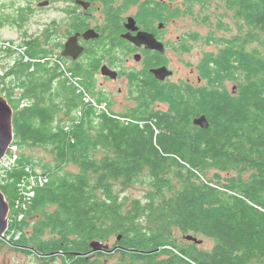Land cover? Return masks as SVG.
Wrapping results in <instances>:
<instances>
[{"label": "trees", "instance_id": "obj_1", "mask_svg": "<svg viewBox=\"0 0 264 264\" xmlns=\"http://www.w3.org/2000/svg\"><path fill=\"white\" fill-rule=\"evenodd\" d=\"M200 1L204 10L210 9L211 0ZM219 1L218 14L212 10L203 20L211 22L215 15V27L227 29L230 13L237 32L232 38L209 33V41L223 46L197 65L208 85L194 91L187 85L164 88L156 97L168 105L166 110L140 105L121 118L97 114V107L84 102L70 83L78 77L96 104L104 102L83 77L87 73L49 60L52 50L36 39L21 42L35 61L15 59L4 73L15 81L3 80L0 89L13 109V142L51 148L56 165L44 170L49 179L25 211L23 231L28 220H36L16 242L23 249L40 254L65 250L69 264H91L89 241L114 240L119 248L113 264H264V94L260 102H235V94L215 84L239 63L264 90V0ZM7 18L18 23L0 9V29ZM201 114L208 120L206 129L192 124ZM92 146L104 148L105 154L94 157ZM25 159L19 154L12 180L0 185L10 206ZM70 164L76 170L68 169ZM211 164L223 170L241 167L250 174L238 181L226 176V186L236 192L229 196L224 182L213 181L215 186L208 177L200 178ZM143 175L149 189L145 202L119 190ZM177 230L206 236L213 247L200 250L189 240L187 247L179 245Z\"/></svg>", "mask_w": 264, "mask_h": 264}, {"label": "rangeland", "instance_id": "obj_2", "mask_svg": "<svg viewBox=\"0 0 264 264\" xmlns=\"http://www.w3.org/2000/svg\"><path fill=\"white\" fill-rule=\"evenodd\" d=\"M45 0H0V9L5 14L6 17H12L17 20V24L6 22L4 26L0 29V38L9 39L17 43H23L27 40L36 39L39 44L48 49L49 51L47 58L51 61L56 60L60 66L66 65L68 67L69 63L66 58L62 55V44L65 40V31L64 26L62 25V13L63 5L60 0H50L49 4L46 6H40L39 4ZM149 0H141L135 3H132L129 13L138 12L142 14L145 18L151 14H156V8H150L148 5ZM213 3L210 5L208 12L216 10V12H211L212 14H218V12L223 7V3L218 0H212ZM169 12H166L167 15L165 18L166 27L163 32V35H169L170 38L173 36H181L186 39L187 45L189 44V49L186 50V47L182 52L178 54L179 62H174V69H176V75L172 78L174 82H182L190 76L191 68L193 67L195 72L191 76L194 81H197V65L201 62L205 54H210L216 52L221 45L217 41H209L206 37L211 31H214L215 35L230 37L232 38L233 34L237 32L238 24L235 19H231L230 13L225 18L224 23L227 29L223 27L218 29L215 27L216 20L208 22L204 21V13L206 10L203 9V4L200 0H169ZM213 15L210 16L212 18ZM223 46V43L221 47ZM15 59H20L12 53L0 54V82L6 79L7 83L15 81L12 76H7L5 78V70H8L9 65L14 63ZM230 62H232L230 60ZM234 64V71L232 70L228 76L225 73V78L222 79L220 84L216 81L220 89L227 91V94H235L233 97L235 102H253L259 101V96L264 94L263 89H257L254 83V76H247L245 69L239 63ZM211 65H213L211 63ZM91 71L86 72L83 77L87 76V80L90 82L91 88L100 96L103 97L102 90L105 88L103 86V79L99 74L90 75ZM234 72V73H232ZM94 76V79H93ZM3 77V78H2ZM208 80L202 79L200 87L207 86ZM233 86L236 87L234 90ZM238 86V92H237ZM74 87V86H73ZM217 87V86H216ZM75 88V87H74ZM218 89V88H217ZM76 90V89H75ZM19 92V91H17ZM237 92V93H236ZM116 94V93H115ZM151 97L142 98V102H127V107L121 104H118L116 101L111 103L110 98H104V102L97 103L98 105L105 106V108L97 107V114L104 111L108 114H117L122 116L124 114L133 113L134 110L140 107V105H147L152 108H157L156 102L159 100L156 97V93L153 92ZM125 96H115V99L123 100ZM260 102V101H259ZM104 104V105H103ZM167 107V104L165 105ZM20 147V148H19ZM19 154H24L28 157V160H24V165H29L34 171L43 172L44 170H50L52 167L55 170V156L51 152L49 147H30V146H19ZM94 157H102L105 154V149L98 147H91ZM70 170H76V166L70 164L67 167ZM223 170V166L217 164L216 166L211 164L207 169L205 175L199 174L201 179L206 181H212L214 185L216 184L213 181H222L224 182V189L226 194L229 196H234L236 192L231 190L226 186L228 182H225L227 175L232 176L234 181L239 179H246L249 176V172L241 167L228 166ZM204 177V178H203ZM209 178V180L207 179ZM147 177L142 176L140 182L135 183L134 185L126 186L123 189L119 187V190L130 196V198H141L144 202L146 201V193L149 192L148 183H146ZM145 181V183L143 182ZM216 186V185H215ZM53 208L51 207L50 210ZM35 219L28 220L29 224L25 227L23 232H28L32 229ZM178 231V230H177ZM21 234V235H22ZM27 235H30L28 233ZM48 233L45 235L46 238ZM199 239H202V242L197 244L193 243L200 250H209L213 247L214 242L206 236L197 235ZM45 238V239H46ZM177 241L179 245L187 247L190 243L184 238V235L178 231ZM192 244V245H193ZM110 248L116 247L114 240L109 241ZM119 248V247H118ZM108 252L106 250L95 252L94 255L87 256L88 261H92L91 264H113L118 261V256L115 253L116 250ZM64 252H66L64 250ZM101 252V253H100ZM161 254V253H160ZM42 254L37 251L29 253L26 249L19 248L17 252L11 253L7 252L6 249L0 251V264H69L68 260L65 257H46L43 258ZM165 255L161 254L160 258H164ZM67 262V263H66Z\"/></svg>", "mask_w": 264, "mask_h": 264}, {"label": "flooded vegetation", "instance_id": "obj_3", "mask_svg": "<svg viewBox=\"0 0 264 264\" xmlns=\"http://www.w3.org/2000/svg\"><path fill=\"white\" fill-rule=\"evenodd\" d=\"M78 1L87 2L89 5L85 9L81 4L77 3ZM168 1H146L150 8H156L157 11L156 14H151L145 18L138 12H128L132 3H135L131 0H108V3H105L104 0H60L63 5L61 18L65 31L62 51L65 49V43L68 38L73 35L77 36V43L83 49L77 58H73L70 55L64 56L69 63L68 66L77 67L83 73L91 71V76L93 73L95 75L99 74L105 87L102 90L103 97L110 98L111 103L116 101L118 104L129 108L131 105H127V102H142L140 96L148 97L149 95L151 97L153 92L158 95L161 94L164 88H181V86L187 85L188 90L194 91L200 86L202 79L198 75L197 81L191 78L195 72L193 67L191 68L190 76L184 81H172V78L176 75V69L173 67L174 62H179L178 54L185 47L186 50L189 49V44L187 45L186 39L181 36L176 35L170 38L169 35H163L164 31L162 30L166 27L164 17L167 15L166 12L170 11ZM211 3H213L212 0ZM207 13L208 10L204 15ZM215 18V15H213L210 21L216 20ZM130 19L134 21L135 30L127 27ZM89 30L94 31L97 37L89 36L86 38L85 34ZM139 31L152 34L156 43L159 42L163 45V50L151 49L146 47V45H137L127 38L128 35L134 36ZM102 66H106L111 71H114L115 74H112V76L103 75L101 73ZM163 66L172 70V75L161 81L155 77L152 70ZM233 88L236 90L235 86ZM117 95L125 97L123 100H117L114 98ZM155 104L157 105L156 109L153 108L155 110L167 109L165 107L166 103L163 101L158 100ZM118 116L116 115L115 117ZM19 248H23V246L16 242H5L0 238V251L6 249L7 252L15 253ZM53 255L67 259L64 251L42 254L41 256L46 258L53 257ZM91 255H94V253L87 256Z\"/></svg>", "mask_w": 264, "mask_h": 264}, {"label": "built area", "instance_id": "obj_4", "mask_svg": "<svg viewBox=\"0 0 264 264\" xmlns=\"http://www.w3.org/2000/svg\"><path fill=\"white\" fill-rule=\"evenodd\" d=\"M12 53L18 55L24 62H33L27 53V45L11 41L9 39L0 38V54ZM70 83L75 87L76 92L81 96L82 100L90 103L95 107L105 108V106L98 105L91 98L90 94L85 90L78 77L70 78ZM3 83L0 82V89ZM104 105V104H103ZM19 151L16 143L12 142L6 154L0 160V185H6L10 178V173L14 171L18 164ZM17 170V168H16ZM19 178L14 185L15 199L12 198L13 204L9 208L8 227L3 233V240L5 242L14 243L19 240L22 234L21 223L25 219V211L32 203L37 188L42 187L49 179V174L45 171H34L31 166L24 165L20 168Z\"/></svg>", "mask_w": 264, "mask_h": 264}, {"label": "water", "instance_id": "obj_5", "mask_svg": "<svg viewBox=\"0 0 264 264\" xmlns=\"http://www.w3.org/2000/svg\"><path fill=\"white\" fill-rule=\"evenodd\" d=\"M77 3L81 4L85 9L88 7V3L84 1H78ZM49 4V0L42 1L39 5L40 6H46ZM129 29L135 30L136 27L134 26L133 19L129 20V24L127 25ZM86 38L89 36L97 37V34L94 33V31L89 30L85 34ZM127 36V35H126ZM125 36V37H126ZM127 38L131 40L133 43L137 45H146L148 48H154L163 50V45L159 42L156 43L155 38L152 34H149L144 31L137 32L136 35L131 36L128 35ZM82 47L78 45L77 43V36L73 35L68 38V40L65 43V49L62 52L63 56L70 55L73 58H77L80 53L82 52ZM101 73L103 75H111L115 74L114 71H111L106 66L101 67ZM152 73L155 75V77L158 80L163 81L166 77L172 75V70H169L167 67H159L152 70ZM12 115H13V109L9 102L0 95V160L4 157L6 154L9 146L13 142L14 134H13V126H12ZM193 124L196 126H199L201 128H208L209 123L205 115H200L198 117H195L193 119ZM9 202L5 198V195L0 189V238L3 239V233L6 231L8 227V215H9ZM120 237L118 236V239ZM184 238L189 241H193L197 244L202 242V239L197 238L196 236L192 234L184 235ZM90 247V253H95L101 250H106L108 252H112L115 249H117L119 246L110 248L109 243H104L99 240H91L88 243ZM25 248V247H23ZM35 252L34 248H28ZM80 254V253H78Z\"/></svg>", "mask_w": 264, "mask_h": 264}]
</instances>
